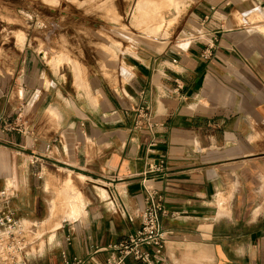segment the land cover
<instances>
[{"label": "crops", "instance_id": "1", "mask_svg": "<svg viewBox=\"0 0 264 264\" xmlns=\"http://www.w3.org/2000/svg\"><path fill=\"white\" fill-rule=\"evenodd\" d=\"M183 13L178 43L136 44L108 76L76 72L86 92L43 51L0 72V195L30 220L31 245L49 221L38 264H106L141 227L144 178L170 231L162 264H264V0H187ZM140 106L153 131L135 129Z\"/></svg>", "mask_w": 264, "mask_h": 264}, {"label": "rangeland", "instance_id": "2", "mask_svg": "<svg viewBox=\"0 0 264 264\" xmlns=\"http://www.w3.org/2000/svg\"><path fill=\"white\" fill-rule=\"evenodd\" d=\"M181 2L178 11L170 0H0V72L21 67L27 50L41 59L45 50L51 58L42 59L47 69L64 77L67 68L78 91L86 92L76 72L83 80L92 69L108 76L120 52H132L136 44L158 37L178 43L187 7V0ZM139 5L145 7L142 13ZM47 224L34 228L33 236L41 238L38 245L27 248L25 264H38L49 249Z\"/></svg>", "mask_w": 264, "mask_h": 264}, {"label": "built area", "instance_id": "3", "mask_svg": "<svg viewBox=\"0 0 264 264\" xmlns=\"http://www.w3.org/2000/svg\"><path fill=\"white\" fill-rule=\"evenodd\" d=\"M153 116L150 107H137L135 129L153 131L156 126ZM50 147L51 144H48L47 148ZM165 163V159L149 162L143 175L163 172ZM144 181L146 206L141 213V227L105 248L109 252L106 264H127L130 257L143 264H162L164 261V249L170 231L162 223V215L165 213L162 196L157 189L146 183L145 178ZM28 223L26 218L16 214L10 205V198L0 195V264H25L26 250L31 245L25 235ZM62 255L64 264L85 263L84 259L70 260L65 253Z\"/></svg>", "mask_w": 264, "mask_h": 264}, {"label": "bare ground", "instance_id": "4", "mask_svg": "<svg viewBox=\"0 0 264 264\" xmlns=\"http://www.w3.org/2000/svg\"><path fill=\"white\" fill-rule=\"evenodd\" d=\"M72 1H73V0H72ZM90 2H91V1H90ZM98 2H99V1H98ZM170 2L173 4L172 6H175L176 8H178V11H179V10H180V8H179V7H180V4L183 3L184 1L181 2V0H170ZM72 3H73V2H72ZM75 3H76V2H75ZM81 3H82V2H81ZM73 4H74V3H73ZM99 4H100V3H99ZM153 4H154V3H153ZM153 4H152V6H153ZM145 6H146V5H145ZM147 6H149V4H148ZM142 8H143V6H142V5H139L137 9H138V11H141ZM144 8H145V7H144ZM144 8H143V9H144ZM151 8H152V7H151ZM151 8H150V9H151ZM91 11H93V10H91ZM106 11H108V10H106ZM153 11H158V10H157V8H156V9L154 8ZM91 13H92V12H91ZM103 13H104V12H103ZM140 13H142V11H141ZM145 13H149V12L147 11V12H145ZM43 52H44V54H45V55H44V54H43V55L46 56V53H47V52H46V51H43ZM36 254H37V253H36ZM36 254H32L33 257H36V256L38 255V254H37V255H36ZM38 256H41V253H40V252H39V255H38Z\"/></svg>", "mask_w": 264, "mask_h": 264}]
</instances>
